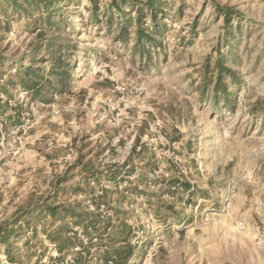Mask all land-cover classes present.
Masks as SVG:
<instances>
[{
	"label": "rangeland",
	"instance_id": "374dc122",
	"mask_svg": "<svg viewBox=\"0 0 264 264\" xmlns=\"http://www.w3.org/2000/svg\"><path fill=\"white\" fill-rule=\"evenodd\" d=\"M0 228V264H264V0H0Z\"/></svg>",
	"mask_w": 264,
	"mask_h": 264
},
{
	"label": "trees",
	"instance_id": "16d2710c",
	"mask_svg": "<svg viewBox=\"0 0 264 264\" xmlns=\"http://www.w3.org/2000/svg\"><path fill=\"white\" fill-rule=\"evenodd\" d=\"M45 1V0H44ZM227 8H223V10H226ZM225 17L228 18L227 13H225ZM50 213L51 214H55L56 213V208H52L50 207ZM12 231L8 230L7 228H0V241L2 242V244L6 247L8 245V238L11 235ZM58 249H61V247H59ZM130 252V251H129ZM128 252V253H129ZM9 261H12V258L10 256H8Z\"/></svg>",
	"mask_w": 264,
	"mask_h": 264
}]
</instances>
